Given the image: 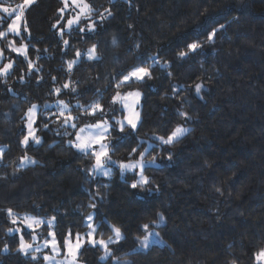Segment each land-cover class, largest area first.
Instances as JSON below:
<instances>
[{"label":"trees","instance_id":"16d2710c","mask_svg":"<svg viewBox=\"0 0 264 264\" xmlns=\"http://www.w3.org/2000/svg\"><path fill=\"white\" fill-rule=\"evenodd\" d=\"M21 1L7 0L12 6ZM87 2L94 9L93 20L106 9L112 13L97 22L95 32L81 33L79 28L87 23L82 19L61 36L69 17L59 11L63 0H34L24 13L27 31L22 25L20 37L9 33L0 39V68L13 63L7 75H0V146H6L0 162V264H43L41 256L33 260L32 254L17 250L19 234L7 232L16 227L6 214L9 208L19 216L46 221L54 217L52 225L40 229L52 228L60 246L69 230L83 233L85 217L95 213L94 223L101 225L97 236H111L109 225L121 228L126 239L111 247L130 264H255L254 253L264 248V0ZM9 22L5 17L0 31ZM219 25L224 27L208 42V33ZM64 40L69 41L67 49ZM194 40L202 47L178 58ZM13 41L16 47L28 45L27 58L8 47ZM92 44H97L102 59L81 61L67 72L66 62L75 50L83 52ZM150 56L168 61L170 67L156 66L152 79L119 89L122 94L133 89L142 93V123L134 133L127 128L123 134L111 133L112 159L127 161L131 148L154 134L166 136L177 125L190 131L176 143L150 150L146 158L157 157L156 165L145 169L151 182L133 189L134 173L121 176L113 168L111 178L91 174L92 157L68 143L76 130L68 128L65 135V128L50 122L42 105L69 103L78 127L119 117L122 111L85 115L77 101L89 105L99 100L109 109L117 91L113 77L119 79L118 73ZM29 60L40 71H29ZM69 81L76 92L62 90L57 96L53 90ZM197 84L204 86L200 96L195 94ZM32 104L39 106L36 134L43 143L24 147L23 117ZM44 123L49 128L43 129ZM24 155L38 163L18 168ZM143 224L165 243L146 252L134 249L136 238L145 234ZM31 237L25 230V241ZM100 252L83 246L78 260L116 264L111 258L100 260Z\"/></svg>","mask_w":264,"mask_h":264},{"label":"snow or ice","instance_id":"6c2138e0","mask_svg":"<svg viewBox=\"0 0 264 264\" xmlns=\"http://www.w3.org/2000/svg\"><path fill=\"white\" fill-rule=\"evenodd\" d=\"M34 0H23L22 4L12 6L7 0H0V24L5 22V17L11 20V23L7 24V29L5 31H0V39L6 38L9 33H15L17 37L21 36V27L24 26V30L27 31L26 21L24 17L25 10L31 6ZM72 4L75 5L76 9L79 11L72 18L67 20L66 25L60 28L59 34L63 36L65 28L71 30L74 25H79L81 20H86L87 23L84 27H80L79 31L81 33L95 32L96 25L99 21L103 23L105 19L112 15L110 10H105V13H101L98 20H93L92 15L94 9L87 2V0H72ZM69 7L68 0H64V8L59 9L61 13ZM60 21H57L53 27H57ZM131 27V25H129ZM224 25H219V28H213L207 35V41L212 42L216 33L219 29H222ZM116 38L113 37L112 43L115 44ZM65 49L69 45L68 40L63 41ZM9 48L18 55H23L27 58L28 45L21 44L19 47L15 46V41L8 45ZM139 47V45H136ZM202 44L199 40H194L186 45V51L181 50L177 53L178 58H186L189 54L196 53ZM3 56V49H0V58ZM102 59L100 53L98 52L97 44H92L91 47L87 48L85 51L80 49L75 50L74 58L67 61V72L71 73L74 66L78 65L81 61H99ZM151 61V64L148 63ZM156 66H159L163 70H167L170 67L168 61H161L157 56H150L147 60L141 61L138 64L132 65L127 69L121 71L117 74L119 79L113 77L116 81L114 87L117 89L115 95L112 96L110 104L113 106L110 111L115 113L116 111H122V115L117 117L116 115H111L110 118H105L95 123L86 124L84 126L78 127L76 121L77 116L73 115V110L69 103L64 100H57L55 107L58 109L57 112H51L49 106H45L48 112V119L52 123H58L61 127L65 128V135H68V128L75 129L73 133L74 139L69 140V144L74 147L78 152L84 155H90L94 160L91 167V174H99L104 177L111 178L113 175L112 165H116L119 168L121 176H124L127 172H133L136 179L132 181L130 187L135 189L137 187L144 188L151 181L148 176L145 175V169L147 166L156 165L157 157L152 156L150 159L146 158V155L150 150L157 146L171 145L179 141V139L190 131V129L183 127L182 125H177L170 133L166 136L163 135H153L147 141H141L140 145L131 148L128 153L129 159L127 161H115L112 159L111 152L114 149L110 148L111 141L109 137L113 131H118L119 133H125L126 128L130 129L132 133L138 130V127L142 123V117L137 108L140 103V98L142 93L138 89H133L127 91L126 93H121L119 89L122 87H131L134 83H141L145 79H152V72ZM13 68V63L9 62L0 68V75H7ZM29 71L35 70L40 71L36 68L31 60L28 61ZM168 75H171L169 72ZM23 79V78H21ZM55 82L56 77H52ZM201 85H195V90L199 94L201 90ZM70 89L71 92L75 93L76 88L72 87V82H65L61 87L55 88L54 93L59 96L62 90ZM175 92V90H174ZM119 105V109L115 106ZM76 107L81 109L83 114L89 116H96L98 113L101 115H106L104 107L101 105L99 100L92 102L89 105H82L77 101ZM180 116L188 119V114L186 112H179ZM39 110L36 104L31 105V107L25 113L23 119L26 121L27 133L24 135L20 143L27 147L29 143H34L35 145H41L43 140L37 133V127L39 121ZM43 129L49 128V123H44L42 125ZM158 142L153 143L152 141ZM143 147V151L140 147ZM6 146H0V162L3 160V155ZM135 156V159L131 157ZM171 159V156L168 157ZM38 163L35 159L24 155L19 158L18 168H24L28 165H35ZM107 187V185H104ZM90 207L95 208V204H91ZM7 216L10 218V223L16 227H9L7 232L9 234L15 232L19 234V246L18 251L28 255L32 254V259H38L36 253L41 252L42 248H50L54 255H44L43 259L48 262V264H79L78 253L85 243L89 244L91 247H100L103 250V255L100 260H107L109 258L116 261V264H130L126 260H122L120 257H116L111 246L119 245L121 241L125 240L126 237L121 231V228L115 225H109L112 235L107 239L97 238L96 233L100 228V224L94 223L95 213L89 214L85 217V225L88 228L86 233H75L73 234L71 230L63 238V250L61 249L60 242L56 239L55 232H49V239H45L43 244H32L28 243L24 239V231L28 229L32 233V240L35 241L37 236L35 235V229L43 225H52L55 218L49 220H44L34 216H19L13 209L9 208L6 210ZM160 220L163 221L164 217L162 214L159 216ZM103 223V222H102ZM155 224V222H153ZM159 226L158 224L156 225ZM141 230L145 233L142 237H137L138 247L142 251H148L154 245H163L165 242L160 237V234L155 231L150 230L149 224H143L140 226ZM5 251H7V246H5ZM63 255L64 258L57 260L56 256ZM255 264H264V248L259 249L254 253Z\"/></svg>","mask_w":264,"mask_h":264},{"label":"rangeland","instance_id":"374dc122","mask_svg":"<svg viewBox=\"0 0 264 264\" xmlns=\"http://www.w3.org/2000/svg\"><path fill=\"white\" fill-rule=\"evenodd\" d=\"M23 3V0L20 2V3H18V4H16V5H19V4H22ZM68 3H69V7L68 8H66L65 9V11L63 12L64 14H69V17L68 18H66L65 19V21H64V25H66V23H67V20L68 19H70V18H72L74 15H76V13L79 11L78 9H76V7H75V5H73L72 4V0H68ZM16 5H14V6H16ZM13 6V7H14ZM62 8H64V0H63V6H62ZM67 12V13H66ZM9 23H11V20H10V22ZM7 29V28H6ZM10 34H12V35H15V33H10ZM2 58H3V56H2ZM2 58H0V61L2 60ZM201 85V84H200ZM202 87H201V90H200V92H202V90L204 89V86L203 85H201ZM200 92H199V94H197V92H196V90H195V94L196 95H198V96H200L201 94H200ZM55 102H49V103H45V104H43L42 105V108H43V110L44 111H47L46 110V107L45 106H49L50 108H51V111H52V109L54 108V109H57L56 107H55ZM33 105V104H32ZM38 106V105H37ZM31 107V105L27 108V110L29 109ZM113 106L110 104V108L109 109H105V112L107 113L108 111L109 112H111L110 111V109L112 108ZM117 109H119V105H116L115 106ZM139 107V106H138ZM38 109H39V106H38ZM137 111H138V108H137ZM27 112V111H26ZM96 121H91V122H86L85 124H83V125H81V126H84V125H86V124H91V123H95ZM80 126V127H81ZM24 127H25V131H26V133H27V129H26V121L24 122ZM26 135V134H25ZM73 139H74V137H73ZM72 140V139H71ZM113 160H115V159H113ZM115 161H118V160H115ZM119 162V161H118ZM113 168H116L117 170H118V172L120 173V171H119V168L116 166V165H112V169ZM127 173H133V172H127ZM126 174V173H125ZM96 175H99V174H96ZM99 176H101V175H99ZM22 216H24V214H21V217ZM29 216V215H28ZM25 230H27V231H30V230H28V229H25ZM151 231H155V232H157L155 229H150ZM88 231V228L86 227V230L83 232V233H86ZM31 232V231H30ZM49 232H54L53 230H52V228H49L48 230H41L40 229V227L39 228H36L35 229V235L37 236V239L35 240V241H33L32 240V237L30 238V241H26V242H28V243H32V244H43V242H44V240L45 239H49V236H48V233ZM44 233V234H43ZM83 233H81V234H83ZM31 235H32V233H31ZM97 236V235H96ZM161 237V236H160ZM97 238L99 239V238H101V237H99V236H97ZM104 239V238H103ZM107 239V238H106ZM163 240V239H162ZM164 241V240H163ZM83 246H90L89 244H87V243H85ZM98 248H100V247H98ZM61 249L63 250V246H61ZM101 249V248H100ZM134 249H136V250H140L139 249V247H138V245L134 248ZM31 254V253H30ZM36 255L37 256H41L42 257V259H43V257H44V255H54V253H52L51 252V250H50V248H42V250H41V252H39V253H36ZM103 255V250L101 249V252H100V257ZM64 258V256L63 255H59V256H56V259L57 260H60V259H63ZM79 261V260H78ZM43 264H48V262L47 261H45L44 259H43ZM79 264H82V262H80L79 261Z\"/></svg>","mask_w":264,"mask_h":264}]
</instances>
